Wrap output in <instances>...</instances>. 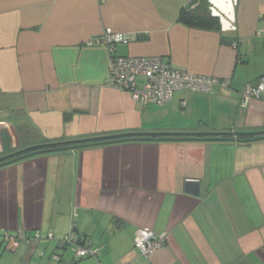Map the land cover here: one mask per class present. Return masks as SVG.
I'll return each mask as SVG.
<instances>
[{"label": "crops", "instance_id": "1", "mask_svg": "<svg viewBox=\"0 0 264 264\" xmlns=\"http://www.w3.org/2000/svg\"><path fill=\"white\" fill-rule=\"evenodd\" d=\"M191 1L0 0V156L131 131L263 130L264 97L241 93L264 77V0H209L220 29L180 21ZM108 29L131 41L111 51ZM113 55H158L230 84L144 105L107 84ZM20 229L43 238L3 243ZM140 229L166 232V244L143 256ZM74 230L96 256L59 247ZM132 261L264 264V138L131 140L0 166V264Z\"/></svg>", "mask_w": 264, "mask_h": 264}, {"label": "built area", "instance_id": "2", "mask_svg": "<svg viewBox=\"0 0 264 264\" xmlns=\"http://www.w3.org/2000/svg\"><path fill=\"white\" fill-rule=\"evenodd\" d=\"M103 43L111 50L119 43H129L131 38L123 33L111 29L106 30L102 36ZM107 84L111 87L127 91L136 102L144 105H163L172 100L179 90H201L213 92L216 87L229 86V79L198 74L186 69L178 68L171 62L164 61L162 56H117L113 55L109 66ZM1 91V79H0ZM241 97L249 102L253 97H264V77L255 84H248L241 93ZM43 235L35 231L32 235L20 229L16 235L5 233L3 243L13 242L14 248L33 240H41ZM47 239H55L50 232ZM166 232H155L149 229H140L135 240V247L145 257H150L156 250L167 242ZM59 247L71 249L78 257L96 256L99 248L93 245L85 246L77 233L71 232L59 239ZM59 258V255H55ZM129 264H136L134 261Z\"/></svg>", "mask_w": 264, "mask_h": 264}, {"label": "water", "instance_id": "3", "mask_svg": "<svg viewBox=\"0 0 264 264\" xmlns=\"http://www.w3.org/2000/svg\"><path fill=\"white\" fill-rule=\"evenodd\" d=\"M264 135L263 130H247V131H233V130H213V131H183V130H172V131H131L116 134H105L99 136H91L87 138L66 140L59 142H46L33 144L9 154L0 156V164L22 154H29L38 151L54 150L67 148L68 146H79L84 144H105L106 142H121V140L127 139H147V138H170V137H208L216 139H224L227 137H239V136H252L258 137ZM185 189L187 192L198 195L200 193V181L190 179L186 181Z\"/></svg>", "mask_w": 264, "mask_h": 264}, {"label": "trees", "instance_id": "4", "mask_svg": "<svg viewBox=\"0 0 264 264\" xmlns=\"http://www.w3.org/2000/svg\"><path fill=\"white\" fill-rule=\"evenodd\" d=\"M194 3H196L195 6ZM180 21H184L190 24L194 25H203V24H208L211 27H214L216 29L221 28V23L218 17L214 16L210 10V5H209V0H193L189 4H187L185 7L181 9L180 15H179ZM262 78V77H261ZM259 78V79H261ZM247 131V130H243ZM116 134V133H115ZM234 138V137H233ZM230 137L224 138V139H233ZM264 138L263 136H239L237 139L239 140H244V141H251L254 139H260ZM168 139H173V140H180V139H216V138H208V137H170V138H147V139H140V140H168ZM222 139V138H221ZM131 140H139V139H127V140H121V142H126V141H131ZM59 141H66V140H58V141H47V142H59ZM46 143V142H42ZM110 142H106L105 144H109ZM112 143H117V142H112ZM104 144V143H103ZM90 145H101V144H84V145H79V146H68L67 148H61V149H54V150H46V151H38V152H33L29 154H22L19 156H16L12 159L7 160L6 162L0 164H8L14 161L21 160L23 158H26L31 155L35 154H41V153H50V152H55V151H63V150H69V149H75V148H80L83 146H90ZM119 223L121 222L120 220L118 221ZM76 233V230H74Z\"/></svg>", "mask_w": 264, "mask_h": 264}]
</instances>
